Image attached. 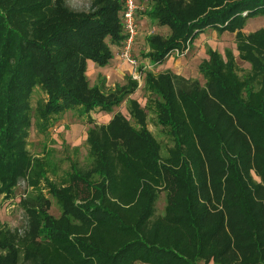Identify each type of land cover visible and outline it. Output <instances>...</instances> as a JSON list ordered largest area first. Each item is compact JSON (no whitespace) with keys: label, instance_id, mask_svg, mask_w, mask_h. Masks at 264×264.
<instances>
[{"label":"trees","instance_id":"1","mask_svg":"<svg viewBox=\"0 0 264 264\" xmlns=\"http://www.w3.org/2000/svg\"><path fill=\"white\" fill-rule=\"evenodd\" d=\"M146 1L143 16L169 30L146 36L151 64L213 30L234 35L249 72L238 75L231 49L210 47L203 85L142 67L151 99L141 107L132 76L113 88L87 76L89 63L106 67L120 51L123 0H92L87 12L66 0H0V195L11 199L21 180L35 192L20 196L23 234L0 223V264H264V27L243 32L264 17V0ZM124 102L128 117L114 114ZM97 109L110 120L95 124ZM68 111L87 119L89 166L70 161L58 176L28 137ZM150 113L170 139L165 152Z\"/></svg>","mask_w":264,"mask_h":264},{"label":"rangeland","instance_id":"2","mask_svg":"<svg viewBox=\"0 0 264 264\" xmlns=\"http://www.w3.org/2000/svg\"><path fill=\"white\" fill-rule=\"evenodd\" d=\"M66 3L72 10L87 12L91 7L92 0H66ZM139 3L141 9L144 10L147 5V1L139 0ZM138 25V36L134 50L132 52L133 58L137 60L136 62L138 64V74L136 78L138 81V89L135 94L131 96V98L136 99L142 107L145 106L147 99H151L150 95L143 89L144 77L142 72L140 73L139 71L142 68L140 63L143 61H148V59L143 58L142 56V52L148 50L145 38L150 34L167 36L169 34V30L165 27H159L156 24L151 23V21L143 16V14H141V17L139 18ZM262 27H264V17H257L247 21L243 32L244 34H248ZM204 34L205 35H201L195 39L192 48H189L188 52L184 56L175 57L172 55L169 57L173 58V60L172 62L170 61V63L166 64V66L171 69L174 74L177 73L179 76H183V78L186 80H198L200 84L203 85L204 80L199 74L198 66L203 60L208 59L206 50L209 47L222 54V56H225V50L228 48L231 49L235 55L236 64L238 66V75L243 77L247 72H249V64L240 61L237 57L234 44V35L227 33L219 35L213 30H207ZM115 55L116 59L109 63L108 70L106 69L104 73H101V71H96L90 75L87 73L91 85L97 84L99 81L102 82V79L104 78V87L113 88L112 86L114 84L122 85L126 82V77L132 76L133 70L130 68V66H128L127 63L118 58V51ZM115 62L120 65L124 64L128 66V68H130V74H128V71L126 70L122 73V75H120V70L117 71L116 69H114L116 75L109 74L110 72H113L111 70L114 68ZM154 73L156 74L155 71ZM117 75L120 77H117ZM40 98H43V96L39 92H35L32 96L31 102L33 108L36 104V101L38 99L40 100ZM118 112L128 117L126 102L113 110L114 114ZM95 114L98 115L96 111L92 114L90 113L91 119L94 120L95 124L97 125L102 124L103 120H97L96 117H94ZM61 116L62 118L58 117L44 133H40L35 130V128H32L29 133L27 147L29 152L34 156H47L46 158L50 164H52V166L54 164V166L57 167L56 173L58 176H61L62 172L69 170L70 161L77 162L79 168L81 169H86L89 166V160L87 159L88 145L86 143L85 135V130L89 125L87 123L86 117H81V115H79V113L76 111H68L63 113ZM108 116L111 117V115ZM154 119V114L150 113L147 121L148 128L154 134V136L160 140L163 145V151L165 152L169 146H171L169 141L170 139L166 137L165 133L163 134L159 132L157 128H155L156 126L154 125ZM131 122L134 123L132 120ZM48 177H50V179L57 184L60 183L59 179H62V177L57 178L52 175L51 171H49ZM43 193L51 200L47 190H43ZM22 194L33 195L35 192L33 193V190L28 188L27 184L21 180L16 187L14 195L11 199L4 200L3 195H0V223L11 230H19V233L23 234L27 227V220L25 213L20 206V196ZM163 202L164 198L161 196L158 200V213L161 212ZM50 213L54 216L59 215V210L54 201L52 203Z\"/></svg>","mask_w":264,"mask_h":264},{"label":"built area","instance_id":"3","mask_svg":"<svg viewBox=\"0 0 264 264\" xmlns=\"http://www.w3.org/2000/svg\"><path fill=\"white\" fill-rule=\"evenodd\" d=\"M141 10L139 6L138 0H123L122 6V26H123V33L124 39L122 42V46L120 51L118 52V58L130 66L133 70L132 78L137 80V60L133 58V50L136 44L137 36H138V20L137 16ZM189 50L187 47L183 51L175 50L172 55L175 57L184 56ZM171 55V56H172Z\"/></svg>","mask_w":264,"mask_h":264},{"label":"crops","instance_id":"4","mask_svg":"<svg viewBox=\"0 0 264 264\" xmlns=\"http://www.w3.org/2000/svg\"><path fill=\"white\" fill-rule=\"evenodd\" d=\"M138 3H139V0H138ZM139 6H140V3H139ZM141 14H142V9L140 10V12H139V14H138V18H137V20H138V24H139V18L141 17ZM202 35H205V34H202ZM201 36V35H200ZM116 59V57L113 59V60H115ZM112 60V61H113ZM172 60H173V58H167V60L165 61V62H163L162 64H160V65H153V64H151L150 63V61L148 60V61H143V62H141L140 64H141V66L144 68L145 66V69L144 70H149V71H152L153 73H154V71L156 72V74H158V73H160V72H163V71H165V70H171V69H169L167 66H166V64H168V63H170V61L172 62ZM115 64V66H114V68L111 70V71H113L112 73L110 72L109 74H112V75H116V73L114 72V69H116L117 71H119L120 70V75H122V73L123 72H125L126 70L128 71L127 73L128 74H130V68H128V66H126V65H124V64H122V65H120V64H118V63H114ZM118 65V66H117ZM153 68V69H152ZM106 69L108 70V66H106V67H98V66H96L95 64H93V63H89L88 64V68H87V73H89V75L90 74H92V73H94V72H96V71H101V73H104L105 71H106ZM154 70V71H153ZM140 71V70H139ZM172 71V70H171ZM142 71H140V73H141ZM173 72V71H172ZM174 73V72H173ZM155 74V73H154ZM176 75H179V74H177L176 73ZM107 76V75H106ZM117 77H120V76H118L117 75ZM183 77V76H182ZM104 79V78H103ZM115 85H117V84H114L112 87H114ZM119 85H121V84H119ZM96 112H97V114L98 115H96L95 114V116L94 117H96V119L97 120H103V122H102V124L103 123H106V122H108L109 120H110V118L111 117H109L108 115L109 114H106V113H103V112H99V110L97 109V110H95ZM95 111H93L92 113H94ZM91 113V114H92ZM61 118H62V116H60ZM107 119H109V120H107ZM80 125V124H79ZM100 125V124H99ZM86 131V130H85Z\"/></svg>","mask_w":264,"mask_h":264}]
</instances>
